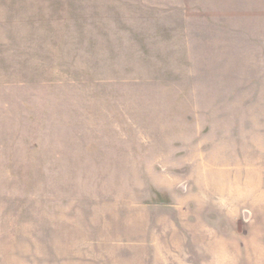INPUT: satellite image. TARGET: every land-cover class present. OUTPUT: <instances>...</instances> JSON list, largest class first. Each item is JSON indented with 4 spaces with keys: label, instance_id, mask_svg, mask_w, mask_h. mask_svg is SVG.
Segmentation results:
<instances>
[{
    "label": "rangeland",
    "instance_id": "obj_1",
    "mask_svg": "<svg viewBox=\"0 0 264 264\" xmlns=\"http://www.w3.org/2000/svg\"><path fill=\"white\" fill-rule=\"evenodd\" d=\"M0 264H264V0H0Z\"/></svg>",
    "mask_w": 264,
    "mask_h": 264
}]
</instances>
